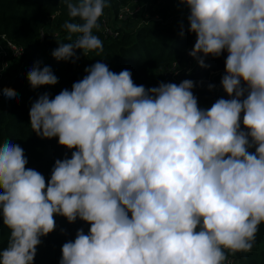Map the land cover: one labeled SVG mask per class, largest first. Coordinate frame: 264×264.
<instances>
[{
    "label": "clouds",
    "instance_id": "9594fccd",
    "mask_svg": "<svg viewBox=\"0 0 264 264\" xmlns=\"http://www.w3.org/2000/svg\"><path fill=\"white\" fill-rule=\"evenodd\" d=\"M60 3L78 21L62 25L68 39L78 36L58 41L52 55L75 63L78 49L102 53L93 30L110 0ZM179 3L197 36L189 55L208 67L205 57L227 51L221 84L231 98L201 109L192 80L146 88L99 61L71 90L40 95L32 130L75 150L46 181L26 168L19 144H0V217L9 229L0 264H34L56 215L91 225L63 244L60 264H224L226 250L251 252L264 222V0ZM41 63L27 73L33 89L58 83ZM0 94L18 99L11 87Z\"/></svg>",
    "mask_w": 264,
    "mask_h": 264
},
{
    "label": "trees",
    "instance_id": "16d2710c",
    "mask_svg": "<svg viewBox=\"0 0 264 264\" xmlns=\"http://www.w3.org/2000/svg\"><path fill=\"white\" fill-rule=\"evenodd\" d=\"M168 1L173 3L178 0ZM129 2L130 0H110V6L104 9L103 15L99 18V28L93 30V34L103 43V52L97 55L96 51H91L84 56L82 50L78 49L76 51L80 59L73 63L57 60L52 55L59 47V42H74L78 36L72 34V40L68 39L69 33L62 25L66 21H78H73L68 16L67 8L60 0H0V35L6 34L17 44L25 46L28 51L20 58L12 56L6 58L11 62L6 72L11 84L7 87L15 90L18 99L9 100L3 95L0 100V144L5 141L19 144L28 159L26 168L40 172L46 181L51 177L55 161L63 160L66 156L71 158L75 149L60 145L58 137L38 136L30 126V108L44 93L54 98L65 88L71 90L73 83L87 75L85 68L98 61L107 64L115 73L124 69L130 70L134 83L144 85L146 88L158 87L161 82L179 84L185 79L192 80L195 85L192 92L197 97L201 109L211 107L220 98L230 99L221 84L222 77L226 74L227 51L219 57L212 55L205 57L208 67H201L195 58H188L187 51L194 47L197 39L196 34L189 31L188 16L183 21L174 22V25L166 23L172 13L168 9L162 11L161 0H153L148 4V9L143 8L137 18L129 22H138L139 17L144 14L153 16L161 14L164 22L154 21L135 29L129 28V22L125 21L115 27L113 34H106L103 29V17L106 12H112L107 10L111 5L117 10L121 4ZM41 30L45 32L44 39L41 37ZM55 33H58V36H54ZM49 51L50 55L44 60L43 55ZM176 60L181 63L180 75L176 79L158 72L160 68ZM36 61H42L41 68L51 67L58 77L57 84L32 88L27 73ZM2 67L3 61L0 60V74ZM192 68L193 71L190 70ZM10 71L14 73L11 77ZM210 84L215 85V88L210 89ZM241 128H244L243 113ZM249 151L254 152L255 149ZM2 191L0 189V192ZM54 219L55 230L41 237L42 242L37 246L34 264H60L63 244L70 240L74 241L77 231L81 228L87 234L91 226L79 218L73 223L59 215L54 216ZM8 238L9 229L3 225L0 217V248L7 247ZM236 259V264H264V222L259 225L251 252H236Z\"/></svg>",
    "mask_w": 264,
    "mask_h": 264
},
{
    "label": "built area",
    "instance_id": "2783aa9c",
    "mask_svg": "<svg viewBox=\"0 0 264 264\" xmlns=\"http://www.w3.org/2000/svg\"><path fill=\"white\" fill-rule=\"evenodd\" d=\"M153 0H130L127 4H121L115 13L111 14L110 12H106L103 17V29L106 34H113L115 27L120 26L126 20H134L137 18L138 14L142 11L143 8H147L148 4H150ZM160 1V0H159ZM162 1V0H161ZM148 9V8H147ZM155 21H163L164 19L159 15H155L153 17ZM119 20L116 24L114 21ZM171 23L172 20H167L166 23ZM115 25H114V24ZM117 34V33H116ZM54 36H58V33H55ZM41 37L44 39L45 32L41 30ZM11 46V47H10ZM15 51H14V50ZM189 51H187V57L193 59L194 57L189 55ZM27 48L23 45L17 44L6 34L0 35V60L3 61V67L1 69L0 74V89L7 87L11 84L10 79L7 77L6 72L10 68V60L6 58L12 56L14 58H20L25 53H27ZM181 71V63L179 60L172 62L171 64L166 65L164 68H160L158 72L166 77L176 79L180 75ZM225 94H227L225 92ZM228 95V94H227ZM3 98V95L0 94V100ZM228 98H231L228 96ZM227 259L224 264H236V253H231L226 250Z\"/></svg>",
    "mask_w": 264,
    "mask_h": 264
},
{
    "label": "rangeland",
    "instance_id": "374dc122",
    "mask_svg": "<svg viewBox=\"0 0 264 264\" xmlns=\"http://www.w3.org/2000/svg\"><path fill=\"white\" fill-rule=\"evenodd\" d=\"M161 2H162V6H163L162 7V11L168 9V10H170V13H172L171 16L167 19V20H172V22L169 23V24L174 25V22L183 21L189 14V9L187 8V6L184 5V4L179 3V0L176 1V2H173V3H170L168 0H162ZM112 7H113V5H111L109 10H107V11H112L113 13H115L116 10L114 8H112ZM112 12H110V13L113 14ZM159 15L162 17L161 14H159ZM153 17L154 16L151 15V14H144V15H141L139 17V21L138 22H129L130 19L126 20V22H129V28H135L136 29L139 26H142L144 24H150V23L154 22L155 20L153 19ZM117 22L120 23L119 20L114 21L115 24ZM126 27H127V25H126ZM192 49L193 48L191 47L188 50H192ZM190 52L191 51H189L188 53H190ZM49 55H50V51L43 55V57H44L43 59L45 60L46 58H48ZM190 70L193 71L194 69L192 68ZM13 75H14L13 71H10L9 77H11Z\"/></svg>",
    "mask_w": 264,
    "mask_h": 264
}]
</instances>
